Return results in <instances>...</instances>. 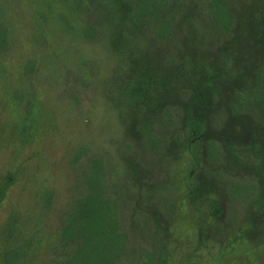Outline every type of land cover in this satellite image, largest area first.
Returning <instances> with one entry per match:
<instances>
[{
    "label": "rangeland",
    "instance_id": "obj_1",
    "mask_svg": "<svg viewBox=\"0 0 264 264\" xmlns=\"http://www.w3.org/2000/svg\"><path fill=\"white\" fill-rule=\"evenodd\" d=\"M259 65L264 0H0V264L87 255L95 195L112 264H264Z\"/></svg>",
    "mask_w": 264,
    "mask_h": 264
},
{
    "label": "trees",
    "instance_id": "obj_2",
    "mask_svg": "<svg viewBox=\"0 0 264 264\" xmlns=\"http://www.w3.org/2000/svg\"><path fill=\"white\" fill-rule=\"evenodd\" d=\"M251 71L255 73L254 84L257 89H250V85L243 89V93L237 94L236 103L238 106L244 105V103L251 104L250 106H260L263 108L262 113L264 114V65H259L256 68H252ZM254 75V74H253ZM217 74L208 76V81H215ZM233 106L236 107V105ZM97 183L100 181L99 176L95 178ZM101 198L95 195L93 200H89L86 206L83 208L81 217L77 220L79 233L84 238L86 237V230L89 232L88 244L91 242V251L87 255L75 256L68 264H112L116 262L120 257V252L125 247L124 235L116 230V210L110 205L105 206V210L99 208L98 202H101ZM93 206V210H90ZM91 225L92 230L87 228ZM94 244V247L92 246ZM109 248V250H108ZM82 250V249H81ZM108 250V251H107ZM16 252L9 251L7 253V260L9 264H13V259ZM80 259L82 260L80 262Z\"/></svg>",
    "mask_w": 264,
    "mask_h": 264
}]
</instances>
